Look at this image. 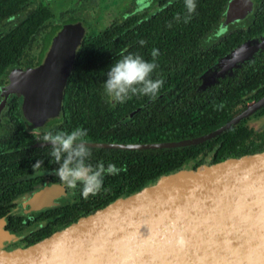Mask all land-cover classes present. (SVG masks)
I'll use <instances>...</instances> for the list:
<instances>
[{"label": "trees", "instance_id": "16d2710c", "mask_svg": "<svg viewBox=\"0 0 264 264\" xmlns=\"http://www.w3.org/2000/svg\"><path fill=\"white\" fill-rule=\"evenodd\" d=\"M227 1L195 0V12L185 22L189 16L185 0L169 3L161 0L158 10L148 17L127 16L102 32L87 34L74 56L64 87L62 111L64 119L72 121L70 127L86 128L87 141H177L213 131L243 110L248 99L255 101L262 97L264 46L223 77L203 84L206 78L202 73L218 58L248 38L264 33L263 0L258 1L253 18L244 28L230 31L208 47H200L201 38L217 23ZM35 2L0 0V79L26 45L36 42L43 49L63 24L79 20L70 16L61 23L37 24L30 17ZM17 13L22 17L7 28L1 27L4 19ZM141 39L146 41L144 45L139 43ZM125 48V54H139L148 61L153 59L152 50H159L155 61L158 67L152 78H162L164 84L155 99L131 95L124 102H111L106 93L102 97L107 70L121 58V50ZM142 105L131 118L120 120ZM257 113H264V106ZM247 119L210 140L187 147L106 149L112 154L109 158L127 164L124 187L119 185V194L138 190L162 174L264 148V130L257 132L247 124ZM130 174L133 180L128 186ZM112 200L105 199L102 206Z\"/></svg>", "mask_w": 264, "mask_h": 264}, {"label": "water", "instance_id": "95a60500", "mask_svg": "<svg viewBox=\"0 0 264 264\" xmlns=\"http://www.w3.org/2000/svg\"><path fill=\"white\" fill-rule=\"evenodd\" d=\"M249 8V0H231L227 18H239ZM84 34L82 22L63 25L50 38L38 67L8 73L2 95L23 96L21 107L28 122L42 125L60 115L66 79ZM253 50L231 52L233 62L241 63ZM210 77L203 84L213 82L214 75ZM263 106L264 95L218 128L193 138L88 146L196 145ZM5 235L0 230V237ZM0 264H264V149L162 174L33 243L0 244Z\"/></svg>", "mask_w": 264, "mask_h": 264}, {"label": "flooded vegetation", "instance_id": "af4514ba", "mask_svg": "<svg viewBox=\"0 0 264 264\" xmlns=\"http://www.w3.org/2000/svg\"><path fill=\"white\" fill-rule=\"evenodd\" d=\"M163 1L169 3L173 0ZM230 1L231 0H228L224 6L223 12H225L226 17L227 6ZM249 1L250 8L243 16L236 19L227 18L230 21V23H228L231 24L232 27L235 24H239V26L228 29L221 37L235 29L244 28L253 18L252 15L258 1L260 2L263 0ZM160 2L161 0H152L149 4L143 6L135 0H128L125 3L122 2L126 5L125 13L112 20L102 30H94L88 27V21L85 19L82 20V18L77 16L68 15L65 19L70 16L78 18L79 20L76 22H82L85 28V37L91 32H102L113 22H120L127 16L138 19L148 17L158 10ZM38 3L39 0H36V2L33 3L34 12L30 15L32 21H36L35 17H37ZM20 17H22V14L17 13L16 15H12L11 17L4 19L1 27L7 28L11 23L15 22ZM48 22L57 23L49 20L45 21V23ZM259 37L264 40L262 34H258L248 38L239 45L250 42ZM38 42L40 43V41ZM47 46L41 49L36 42L29 46L26 45L23 52L19 53L12 64L6 67L3 77L0 79V230L7 233V235L0 237L1 245L33 243L43 237H46L53 231L65 227L78 217L86 215L89 212L102 207V203L105 199H115L135 191L132 190L126 192L125 194H119V185H124V173L126 172L127 164L123 160L120 161L116 158H109L112 154L105 150L113 149L114 151L116 148L103 146H89L93 153L91 162L95 164L99 161H103L105 166L111 162L122 170L116 175L106 174L103 179V187L95 195L84 197L82 195L80 185H77L75 189L68 188L63 182H61L58 176L50 174V170L56 167L55 163L52 162V157L49 155L51 148L48 145V142L37 140L36 137L37 135L43 136L46 131H52L53 133L57 131H71L76 128L75 126L70 127L72 121L65 120L63 117V111H61L60 115L50 118L42 125H34L33 123L28 122L23 114L21 107L23 96L21 94L12 92L7 93L5 96L2 95L3 87L7 86L9 83L8 73L14 70L23 71L38 67L42 61V57ZM199 46L202 47L201 42H199ZM262 48L263 46L253 50L239 64L238 62L235 63V61L230 63L229 66L225 68L226 72H231L232 69L240 66V64L255 55ZM236 50V48H232L221 56V58H218L217 61L221 60L225 55L231 57V52H235ZM243 51L246 52V50ZM217 61H215L214 64L210 65L209 68L202 73V77H205L206 79L210 78L208 72L211 68L216 67ZM226 74L227 73H224L221 77ZM221 77H216L214 81ZM104 93L105 90L103 85L102 97L105 96ZM110 101L113 102L112 99H110ZM248 101L251 102L252 100L248 99L245 103L247 104ZM62 104L63 97L61 105ZM258 110H260V108ZM258 110L243 119H247L249 117V119H247V124L257 132H260L264 130V113L258 114ZM126 116L127 115L122 117L120 120H127L132 117L130 116L127 118ZM87 143L92 145L97 143L135 144L103 142L97 140H89ZM37 159H42L44 161V165L42 166L39 174L34 173L31 167ZM132 180L133 177L130 174V178H127L128 186L132 185Z\"/></svg>", "mask_w": 264, "mask_h": 264}, {"label": "clouds", "instance_id": "9594fccd", "mask_svg": "<svg viewBox=\"0 0 264 264\" xmlns=\"http://www.w3.org/2000/svg\"><path fill=\"white\" fill-rule=\"evenodd\" d=\"M185 7L189 16L195 12V0H185ZM176 19H179L177 15ZM141 45L145 40L139 41ZM122 49L120 59L116 60L108 68L104 82V90L110 99L117 102H124L131 98V95H144L155 99L164 84L162 78L153 79L152 73L158 67L155 62L159 55L158 49H153L152 61L144 59L139 54L127 53ZM88 130L83 126H77L71 131H46L43 136L37 135L36 139L48 142L51 148L49 155L56 167L50 170V174L59 177L68 188L75 189L81 186L84 197L95 195L103 187L104 176L116 175L122 169L114 163L109 162L106 166L103 161L95 164L91 162L93 155L87 143ZM44 161L37 159L31 165L33 172L40 173Z\"/></svg>", "mask_w": 264, "mask_h": 264}, {"label": "rangeland", "instance_id": "374dc122", "mask_svg": "<svg viewBox=\"0 0 264 264\" xmlns=\"http://www.w3.org/2000/svg\"><path fill=\"white\" fill-rule=\"evenodd\" d=\"M126 1L128 0H39L36 14L39 17H35V20L38 21L37 24H42L47 20L61 23L68 15H73L82 18V20H87L88 27L94 30H102L112 20L125 13L126 5L122 2L125 3ZM135 1L143 6L149 4L152 0ZM228 22L230 23L225 12L222 11L217 23L201 39L200 42L202 47L205 48L210 46L217 41L225 31L239 26V24H235L232 27ZM262 40L261 37L253 39L244 46H240L234 54L247 50L248 48L255 50L263 43ZM231 57L228 56L226 60L221 59L217 61L216 67L211 68L208 74L210 76L214 75V78L220 77L221 74H224L222 71L233 62V56L231 55ZM248 103L250 102L248 101L247 104Z\"/></svg>", "mask_w": 264, "mask_h": 264}]
</instances>
